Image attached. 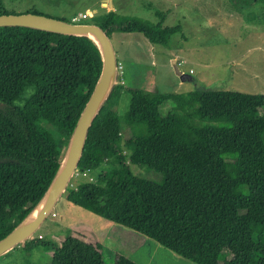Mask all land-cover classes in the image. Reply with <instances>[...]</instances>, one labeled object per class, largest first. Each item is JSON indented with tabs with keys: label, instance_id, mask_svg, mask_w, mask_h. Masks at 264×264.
<instances>
[{
	"label": "trees",
	"instance_id": "obj_1",
	"mask_svg": "<svg viewBox=\"0 0 264 264\" xmlns=\"http://www.w3.org/2000/svg\"><path fill=\"white\" fill-rule=\"evenodd\" d=\"M160 16L150 23L108 10L79 23L99 25L110 38L140 32L168 45L181 26L164 25ZM102 67L101 48L89 36L0 26V240L48 192ZM118 78L63 194L197 264H264V94L157 92L126 88ZM130 161L163 180L136 175ZM44 244L51 264H105L102 244L78 234ZM116 264L138 263L117 254Z\"/></svg>",
	"mask_w": 264,
	"mask_h": 264
},
{
	"label": "rangeland",
	"instance_id": "obj_2",
	"mask_svg": "<svg viewBox=\"0 0 264 264\" xmlns=\"http://www.w3.org/2000/svg\"><path fill=\"white\" fill-rule=\"evenodd\" d=\"M1 10L36 12L76 23L93 22L92 16L108 10L158 23L162 13L164 25L181 26L168 45L154 44L140 32H114L111 37L120 75L116 80L120 77L126 88L172 93L212 88L264 94L262 0H0ZM84 13L88 18L80 16ZM173 60L190 79H181ZM129 99L125 93L122 110L127 109ZM172 107V102L164 104L163 113ZM130 165L140 177L163 180L162 174L146 164L130 161ZM71 234L101 243L105 264H116L117 254L138 264H197L136 230L75 205L64 194L28 239L42 240L33 249L25 243L15 246L0 255V264H51L53 251L44 243H61Z\"/></svg>",
	"mask_w": 264,
	"mask_h": 264
},
{
	"label": "water",
	"instance_id": "obj_3",
	"mask_svg": "<svg viewBox=\"0 0 264 264\" xmlns=\"http://www.w3.org/2000/svg\"><path fill=\"white\" fill-rule=\"evenodd\" d=\"M0 26H27L64 34L86 35L97 42L103 55V67L100 77L77 123L67 153L52 185L33 212L12 232L0 240V255H2L20 243H25L41 227L65 192L79 167L92 122L116 82L118 62L110 36L102 27L96 24L69 22L27 12L0 14ZM173 62L175 70L182 80L185 81L191 78L179 69L176 60H173Z\"/></svg>",
	"mask_w": 264,
	"mask_h": 264
},
{
	"label": "built area",
	"instance_id": "obj_4",
	"mask_svg": "<svg viewBox=\"0 0 264 264\" xmlns=\"http://www.w3.org/2000/svg\"><path fill=\"white\" fill-rule=\"evenodd\" d=\"M80 16H81L82 18H87V17H88V14L84 13V14H82V15H80ZM79 18H80V17H79ZM119 64H120V65H119L120 68H123V65H122L121 63H119ZM119 70H121V69H119ZM121 71H122V70H121ZM78 175H79V172H78V170H76L74 177H75V176H78ZM74 177H73V178H74ZM73 178H72V179H73Z\"/></svg>",
	"mask_w": 264,
	"mask_h": 264
}]
</instances>
